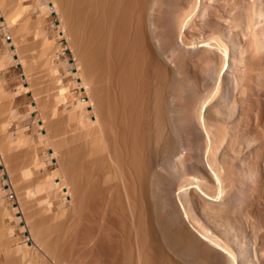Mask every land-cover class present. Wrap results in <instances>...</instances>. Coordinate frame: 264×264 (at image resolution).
<instances>
[{
	"label": "bare ground",
	"instance_id": "6f19581e",
	"mask_svg": "<svg viewBox=\"0 0 264 264\" xmlns=\"http://www.w3.org/2000/svg\"><path fill=\"white\" fill-rule=\"evenodd\" d=\"M51 4L86 99L66 110L70 86L54 76L50 107L34 123L59 173L48 175L42 207L26 188L30 201L0 208V264H264V0H184L163 34L169 0ZM193 7L210 29L199 38ZM18 60L27 85L15 95L36 85ZM58 107L65 115L54 122ZM10 113L7 125L27 116ZM38 157L33 150L28 166Z\"/></svg>",
	"mask_w": 264,
	"mask_h": 264
},
{
	"label": "crops",
	"instance_id": "0c3cea01",
	"mask_svg": "<svg viewBox=\"0 0 264 264\" xmlns=\"http://www.w3.org/2000/svg\"><path fill=\"white\" fill-rule=\"evenodd\" d=\"M12 3H14V4H12ZM17 4H19V5H17ZM17 6L19 8H21V9H19ZM6 7H8V8H6ZM14 9H15V11H14ZM31 14H32V16L35 15V17H31ZM40 17L41 16H39V5L35 4L34 0H30V1H28V0H0V61H1L0 62V65H1L0 66V85H1L0 86V91H1L0 92V122H1L0 129L1 130L0 131H2V133H0V135H1L0 144H1V146H4V147L6 146L5 148L2 147L0 149V150H2V151H0V154L4 150V151H6V152H4V154H7L9 152H11V153L13 152V154H15L17 156V157H15V156L13 157V155L11 153H10V157H9L8 154L6 155V157H5L4 154H2L0 156V166L2 167V169H0V208H5L6 207L8 210H11L13 207H17V206L19 207V206L23 205L25 201L26 202L30 201L29 200L30 196L28 197V192L25 191L26 188H27V190H29V188L32 190L31 191V194H32L31 196L33 197L32 201L34 202V204L38 208L42 207L44 204H46L49 201L50 192H51V185L47 183L50 176H48L49 174L46 173L48 171L45 169V167H43V166L46 165V161L48 159L47 156H45V154H44V150H42L45 147L44 146V142L47 139L46 136H45V129H40V130L37 129L36 130V127L33 124V127H35L33 129V133L27 137L26 134H25L24 127L21 126L22 123L24 122V120H26V117L29 116L31 113H34L36 111V101H35V97H34L36 92L33 93L34 92V88L36 87V85L33 86L34 87L33 91H32L33 94H30L31 100L27 102V104H28L27 107L28 108H26L25 111H21L20 110L21 101L24 100L23 99V94L25 92L20 93L18 95H15V93H16V91L18 89H20L18 87H21V85H23V86L27 85V83L25 81V75L19 76V79H18L17 74L8 72L10 66L13 63L16 62V63H18V65H21V62H19L18 59H19V57H23L24 58V53H23L22 49L26 48V45L28 44V40L30 38H31V40H35L38 43V46L42 48L41 49L42 50L41 51V56L43 55V47H44V41L43 40H44V36H46L45 35L46 32H45V27L41 23H40L39 26L36 25V23L38 22ZM6 19H7V21H6ZM31 21H32L33 24L30 26V22ZM11 23H13V24H11ZM25 24H27V25H25ZM19 25H20V27H19ZM22 31H24V32H22ZM16 32H18V33H16ZM15 35H16V37H15ZM6 37L8 39H6ZM12 38L15 39V40L20 38V40H17L18 41L17 43H19V44H17L16 46H19V45H21V46H19V47L13 46ZM4 40L6 41V44H3ZM19 80H21V83L18 82ZM30 80H34V77L32 78V76H30ZM34 82H35V80H34ZM28 91H26V92H28ZM35 91H37V90H35ZM37 93H38V91H37ZM18 100H19V102H18ZM30 106L31 107L33 106V110L32 111L29 110ZM59 109L60 108L58 107L56 110H53L54 111L53 117L55 115H57ZM13 111L16 112L18 115L27 114V116L24 117L22 120H20L17 123H16V120L12 121V124L10 123V125H11L10 126L9 124L7 125L6 121L8 120L7 119L8 116H10V114H11L10 112H13ZM37 116H35V117H37ZM4 120H5V122H4L5 125L3 123ZM2 124H3L4 128L2 127ZM4 129H6V130H4ZM19 130H21V131H19ZM15 131L20 133V134L17 133L16 135H18V137H19V139L21 141L15 135ZM3 133H5L7 140L4 138L5 135ZM2 134L4 135V137H3ZM20 137L22 139L26 138L25 139L26 141H27V138H28V142H30L31 144L30 143L29 144L28 143L25 144V142H23L24 139L22 140ZM14 138H16V139H14ZM10 140L12 141V143L9 142ZM41 141H43V144H42ZM4 142H7L9 144L6 145V143H4ZM15 142L16 143L18 142V144H20V146L18 144H16ZM39 143H40V146H39ZM10 144H12V145H10ZM16 145H18V146H16ZM22 145L26 148L25 149L26 151L24 150V147ZM30 145H31V147L32 146L33 147L31 148ZM11 146H14V147H11ZM7 147L10 148L11 151L9 149H8L9 151L6 150ZM40 147H43V148H40ZM14 148H16V149H14ZM32 149L33 150H35V149L37 150L39 157H38V162L31 168V167L28 166V163H29V160H30L31 155H32V151H33ZM18 152H19V154H18ZM23 152H24V154H23ZM11 156L13 157V159H12ZM22 157H24V158H22ZM5 159H7V160L5 161ZM8 162L11 163V164H9ZM19 163H20V165H19ZM4 164H5V166H7L6 164H9L10 168L9 167L5 168ZM22 165H23V167H22ZM38 166L43 167V169H38ZM9 171H11L10 172L11 174L8 173ZM32 171H34V172L31 173ZM3 172H5L6 175H7L6 179H5V177L4 178L2 177V173ZM8 174H10V175H8ZM16 174H17V176H15ZM12 176H14L13 178H15V179H13ZM18 178H20V179H18ZM35 178H36V180H35ZM12 179L15 180V182L17 184L12 183V182H14ZM43 179H45V180H43ZM27 180H29V181H27ZM38 180H40L43 184L40 183V181H38ZM18 181H19V183H18ZM20 181H21V183H20ZM33 181H36V182L33 183ZM44 181H46V182H44ZM30 183L33 184V185H31ZM4 186H6V187H4ZM8 189L10 190V192H9ZM23 191H24V193H23ZM15 192H18V193H21V194L17 195V193H15ZM26 192H27V194H26ZM10 194H13L15 196L16 205H13L12 203H10V197H9ZM16 196L19 198V200H18V198ZM20 196H22V197H20ZM8 202H9V204H8ZM19 203H22V204L18 205ZM5 204H6V206H4ZM12 215H13V217H14V215H16L15 217H16V220L18 222H19L18 219H22V215L21 214H18V213L13 214L12 213ZM2 218L4 219V217H2ZM8 224L9 223H6L7 226H8ZM1 255H2V253L0 252V256Z\"/></svg>",
	"mask_w": 264,
	"mask_h": 264
},
{
	"label": "rangeland",
	"instance_id": "374dc122",
	"mask_svg": "<svg viewBox=\"0 0 264 264\" xmlns=\"http://www.w3.org/2000/svg\"><path fill=\"white\" fill-rule=\"evenodd\" d=\"M28 1H30V0H28ZM35 1H36L35 4L39 5V15L41 16L40 18L44 17L43 18L44 21L42 22V25L45 27L46 36H44V40H43L44 41V47H43V55L42 56H41V51H42L41 49L42 48L38 46V43L35 40H31V38L28 40L29 44L26 45V48L22 49V51L24 53V58L23 59L27 61L26 65H28L29 67L31 66L30 67V70H31L30 75H32V77H34L35 83H36V89L39 92V94H38L39 96L37 95V99L35 100V101H37V103H36V106H37L36 107V111L34 113H31L29 116H27L26 120H24V122L21 125V126L24 127L26 136H29V135H31L33 133V124L35 126L34 122L36 121V120H34L35 116H37L38 114L42 113V108L45 107L44 110H47L50 107L51 101H49V100H52L50 98H53V95L56 92L54 87H52V86H56L54 79H52V78H54V76H56V75L57 76H61L62 83L66 84L67 86H70V92H69L70 93V98L68 100L69 103L67 104V106L65 108L66 110L71 108V105L73 104V102H75V99H78V98L79 99L81 98V100H85L86 99V95H85V93H83V90L80 88V85H79V72L77 71V67H76L77 62H78V60H77L78 58L74 55V51L71 48L70 39H69L70 37L68 38V36H65V35L62 36L58 32L59 29L57 28V25L59 24V17H58V14L55 12V10L52 7V4H51L52 0H35ZM168 5L169 6L167 8V13L162 15V19H160V21L158 22V25L160 26V28H159L160 34L164 33L163 32V27L161 28V26H163L165 24V22L168 23L169 22L168 20L172 21L171 18H175L177 12L179 10H181V8L187 9L186 8L187 7L186 4H184V0L183 1L182 0H169V4ZM193 8H191V10ZM224 8L226 9V6L223 7V9L222 8L221 9L223 11H225ZM234 8L235 9H233L232 12L238 15L239 11L237 9V6H234ZM222 10L216 11L214 13L219 14V13L223 12ZM193 11H194V13H193ZM193 11L190 13L188 18L189 17L192 18L194 22L197 21L196 22L197 25H195L196 26L195 29H196V33L198 34L197 37L199 38L200 35H204L210 29H208L209 27L207 25H203V24L201 25V22L203 21L201 19L203 17L205 18V16L203 15V17H202L201 14H200L201 18H199L200 16L198 14V11L195 8L193 9ZM174 14H175V16H174ZM196 14H198V16ZM223 14H224V12L221 13L220 15L223 16ZM170 16H173V17L170 18ZM31 17H35V15L32 16V14H31ZM168 17H169V19L167 20L166 18H168ZM196 17H198L199 19H196ZM256 17L259 18L261 16L258 15ZM164 19H166V21ZM235 23H237V20H236ZM32 24L33 23L31 21L30 22V26ZM199 26H200V28H199ZM201 26H203V28H201ZM205 26H206L207 30L205 29ZM237 27L238 26L236 25V29L235 30L239 29ZM199 32L201 34H199ZM56 34H58L60 38ZM197 34H195V37H196ZM53 57H55V59H53ZM75 57L77 59H75ZM34 65H37V66H34ZM40 65H41V67H40ZM48 65L50 66V70H49V68H47ZM8 72L17 74V77L19 79V76L24 74V69H23L22 65H18V63L15 62V63H13L10 66ZM44 72H45V74H44ZM46 72H48V74ZM18 82L21 83V80H19ZM41 90L43 92H40ZM32 91L33 90H29L28 92H25L23 94V99L24 100L21 101V108H20L21 111H25V109L27 108V105H28L27 102L31 100L30 94H32ZM47 93H48V96H45ZM41 94L44 95L45 99L43 98V95H41ZM51 94H53V95H51ZM44 100H46V101L44 102ZM18 102H19V100H18ZM60 109L58 110L57 115H55L53 117V121L54 122L63 120V117H64L65 113L63 112L62 108H60ZM39 110H41V111H39ZM84 112L87 114V116H86L87 118H90V119L93 118V113H92V110H91L90 107H87L84 110ZM39 117H40V115H38V118ZM67 127H68V130H72L75 127V123L72 121V122H70L68 124ZM87 128H89V125H85L82 128V131H85ZM55 132L56 131L54 129V130H52L51 133L53 134ZM65 135H67V137H69L68 133H66ZM62 137L67 139L66 136L65 137L62 136ZM46 140H47L46 144L48 146H45L44 148L40 147V148H43L42 150H44V154L48 158V160L46 161V165L43 166V167H45V169L48 171L47 173L50 172L49 175H54L56 177V174L59 173V165L57 164V162L55 163V160H53L50 157V155H49L50 154L49 153L50 152L49 151L50 150V146H49V141L50 140H48V139H46ZM50 158H51V160H50ZM43 167L38 166V169H43ZM0 169H2L1 166H0ZM2 177L3 178L5 177V179L7 178V175H6L5 172L2 173ZM4 187H6V186H4ZM9 197H10V203H12L13 205H16L15 196L13 194H10ZM67 204L68 203L66 202V205ZM55 209H57V206H55ZM14 218L16 219L15 215H14ZM18 220H19L20 223L18 221H17V223L20 226H22V229H21L22 241H25V242L29 243L30 241L26 237L27 236L26 229L23 226V219H18ZM4 260H5L4 256L1 255L0 256V262L2 263Z\"/></svg>",
	"mask_w": 264,
	"mask_h": 264
}]
</instances>
